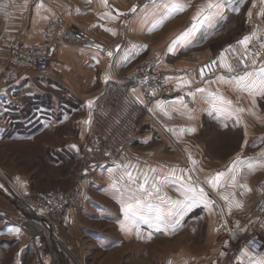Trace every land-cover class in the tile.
<instances>
[{
    "label": "crops",
    "instance_id": "0c3cea01",
    "mask_svg": "<svg viewBox=\"0 0 264 264\" xmlns=\"http://www.w3.org/2000/svg\"><path fill=\"white\" fill-rule=\"evenodd\" d=\"M176 2L107 0L105 4L102 0H91V3L88 0H0V75L6 68L9 47L13 42L39 44L51 20L61 18L65 24L58 34L55 59L47 71L24 73L12 85L0 81V142L15 137L9 138L5 134L4 117L9 115V110L3 108L5 101L12 98L20 104L21 96L33 95L30 89H37L43 100L39 101L41 111L36 115L44 117V130L53 131L60 126L63 132L72 122L76 128L75 136L64 134V149L77 151L88 137L94 136L103 139L107 147L116 149L117 153L112 164L104 160L92 164L94 176L83 182L80 194L68 208L53 216L56 224L67 228L81 224L78 225L80 228L94 235L84 226L85 219L93 220L90 215L93 210L91 212L97 219L107 216L108 221L115 220L114 223L120 227L122 224L129 227L125 224L122 207L129 189L159 205L161 202L156 193L149 197L143 190H138V185L147 175L149 182L145 188L151 189L153 177L162 179L168 175L170 170L165 172V165H168L177 169L178 175L182 173L185 180L191 176L192 185L197 190L203 188L205 193L204 201L192 204L170 221L173 228L187 212H202L207 250L192 256V264H254V259L264 258V250L258 256L248 249L249 256L241 257L240 254L246 249L244 241L250 235L255 234L264 241V215L256 209L262 195L264 168L258 166L255 171H250L242 167L237 173H230L229 168L237 157L244 161H259L264 157V95L259 92L249 95L219 78L230 81L243 75L222 68L220 58L223 55L229 63L232 57L249 49L255 40L264 38V11L259 13V7L254 11L255 5L247 8L243 4L245 0L225 1L219 15L199 25L194 35L169 51L172 42L192 25L196 14L187 13L190 7L169 13L168 8L172 4H180ZM41 4L44 7H40ZM235 18L242 22L246 20L250 27L240 29L233 23ZM70 29L89 35L102 45L103 51L70 45L66 39ZM245 36L251 37L246 49L239 43ZM214 45H219V48ZM148 58L157 60L158 72L168 79L172 89L170 97L148 101L143 96L134 76L139 65ZM261 64L264 63L254 71ZM106 76L109 78L107 82ZM184 80L189 83L184 84ZM197 89L205 91L198 92ZM209 93L232 101L230 108L233 114L207 103L212 99ZM181 97L186 107L175 103ZM71 100L76 101L77 107L72 106ZM53 101H59L58 105H53ZM89 101L93 102L91 107L88 106ZM173 107L177 110L174 111ZM236 109L244 111L235 112ZM58 111L61 118L54 120L53 115ZM26 135L30 139L35 136L31 126L18 136L26 138ZM153 148L157 150L153 151ZM150 163H155V167ZM139 164V170H135ZM125 165L136 178V184L128 181L127 177L120 180ZM219 172L225 173V178L214 189L207 180ZM233 174L236 175L235 185L227 181V177ZM114 182L120 191L112 187ZM91 183L94 194L97 192L102 199L99 198L97 203L88 202ZM166 187L168 192L182 196L177 190L179 183H169ZM20 189L18 181L3 171L0 173V202L3 199L10 201L11 195L20 193ZM160 194L167 196L165 186L160 188ZM223 196H228L232 202L231 211ZM87 203H92L93 209ZM237 203L242 207H236ZM109 204L117 205L114 210L116 219L108 216L112 209ZM138 227L140 231L144 230L146 238H149L150 229L159 235L168 228L162 225L161 230L156 231L143 221H138ZM124 232L121 238L125 242L134 239L132 232L135 229L131 233ZM89 241L96 245L103 243ZM70 242L76 245V242ZM249 257L254 259L250 261Z\"/></svg>",
    "mask_w": 264,
    "mask_h": 264
},
{
    "label": "rangeland",
    "instance_id": "374dc122",
    "mask_svg": "<svg viewBox=\"0 0 264 264\" xmlns=\"http://www.w3.org/2000/svg\"><path fill=\"white\" fill-rule=\"evenodd\" d=\"M134 1L150 3L156 0ZM168 1L173 3L177 1L176 3L187 8L190 7V11L187 13H196L200 5L207 3V0ZM225 1L231 0H222V3ZM243 4L247 8H252L255 5L254 11H258L259 7V13L264 11V3L261 0H245ZM237 20L238 22H236ZM245 21L242 22L240 18H235L233 23H236L240 29L241 27L247 29V26L250 27V25ZM214 46L219 48V45ZM147 60L157 62L154 58H148L145 61ZM10 91L13 93L12 88ZM30 92L34 94L28 95L26 98L21 96L20 104L9 98L3 106L9 110V115L4 117L6 137L14 135L15 137L0 142V168L12 180L20 183L21 191L13 193L10 201L3 199L0 202V264H169V262L171 264H192V256H198L207 250H205L206 245L204 244L205 226L201 220L202 212L198 210L187 212L186 216L178 224L175 223L173 228L169 223L168 228H164L162 234L157 235V232L150 229L148 237L151 238L144 237V230L140 231L139 238L136 232H132L134 239L130 242H125L124 238H121L125 232L119 224L114 223L115 220L108 221L109 217L107 219V216L100 217L101 220L97 219L91 212L93 210L90 211L93 220L85 219L86 225L84 226L85 230L94 232V235L86 233L82 227L80 228L78 225L81 224H75L71 228L62 227L56 224L54 218L52 233H48V235L42 233L41 229L31 222L32 214L23 210L20 197L33 196L42 191L70 189L76 191L77 197L83 182L90 181L94 176L95 169L92 164L102 160L112 164L117 153L116 149L107 147L100 155H94L88 142L91 139L105 142L94 136L88 137L81 149L77 151L71 148L64 149V134L69 136L77 134L73 122L63 132L60 126L54 128L53 131H45L42 121L44 117L36 115L41 111L40 92L34 88L30 89ZM71 101L72 106L77 107L76 101H74L76 104L73 100ZM58 102L53 101V105H58ZM56 113L58 114H54L53 119L60 120V111ZM29 126L35 136L31 139L29 135H26V138H19L18 135L23 134ZM152 150L157 149L153 148ZM148 157H151L150 154ZM150 164L155 167V163ZM139 166L140 164L135 167V170ZM165 167V172L168 169L171 170L170 166L165 165ZM180 174L182 175V173ZM92 186L91 183V190H88L90 195L87 197L90 199L88 202L97 203L100 196L96 194L97 192L94 194ZM165 193L166 197L171 200H184L183 196L178 197L172 191L168 192L166 186ZM103 201L108 204L105 199ZM88 204L89 208L93 209V207L91 208L92 203ZM116 207L117 205L113 206L112 204L111 211L108 209L110 218L112 216L116 219L114 216ZM83 220L82 225L84 224ZM17 229L19 232L16 231ZM56 238L59 241L55 240ZM91 239L103 243L96 245L89 241ZM70 241L76 242V245Z\"/></svg>",
    "mask_w": 264,
    "mask_h": 264
},
{
    "label": "built area",
    "instance_id": "2783aa9c",
    "mask_svg": "<svg viewBox=\"0 0 264 264\" xmlns=\"http://www.w3.org/2000/svg\"><path fill=\"white\" fill-rule=\"evenodd\" d=\"M64 26L65 24L61 18H55L44 29L41 43L24 45L18 41L13 42L9 47L7 65L0 75V81L6 85H10L18 81L24 73L31 71L42 73L47 71L55 59L59 46L58 34ZM66 39L73 46L84 47L91 51H103L102 45L78 29H70ZM262 45H264V38L257 39L250 45L247 51L232 57L229 62L234 68L232 72L234 74H244L245 71H254L260 63H264V47ZM241 59L244 60L243 64L240 63ZM253 60H255V65H253ZM157 69L158 64L156 61L147 60L139 65L134 76V79L140 85L143 96L148 101L172 95L168 79L164 75H161ZM88 145L96 156L100 155L107 148L106 143L98 139H91ZM261 188L262 195L256 209L258 213L264 215V180L261 181ZM20 199L23 210L33 216L31 222L37 225L42 233L48 235V233H52L54 226L53 216L68 208L75 201L76 191L73 189L66 191H42L35 193L33 196H21ZM55 240L59 241L57 238ZM244 247L254 256H258L264 250V241L255 234L250 235L244 241ZM227 264L238 263L229 262Z\"/></svg>",
    "mask_w": 264,
    "mask_h": 264
},
{
    "label": "snow or ice",
    "instance_id": "6c2138e0",
    "mask_svg": "<svg viewBox=\"0 0 264 264\" xmlns=\"http://www.w3.org/2000/svg\"><path fill=\"white\" fill-rule=\"evenodd\" d=\"M88 2L91 3V0H88ZM102 2L106 4L107 0H102ZM261 2L264 3V0H261ZM40 7H44L43 4H41ZM184 7L185 6L182 4H173L168 8V12L182 11ZM222 8V0H207L206 4L200 5L198 11L193 17L194 22L192 25L172 42V46L169 48V51H172L176 44L194 35L199 25H202L205 21H210L216 15H219ZM133 11H135V9H133ZM249 15H251V13H249ZM250 40V36H245L241 41H239V43L244 45L246 49ZM262 47H264V45H262ZM109 55H111V53H109ZM240 63L243 64L244 60L241 59ZM253 65H255V60H253ZM220 66L225 68L228 72L234 71V68L231 66V64L226 62V58L223 55L220 58ZM108 79L109 78L106 76L105 82H107ZM180 79L183 80V78ZM219 79L221 82L233 84L239 91H247L249 95H254L257 92H259L260 95H264V64H261L257 71H245L243 75L233 77L230 81H225L224 77H220ZM188 83V81L184 80V84ZM196 91L204 92L205 89H197ZM189 94L193 96L195 95V93ZM209 95L212 97V99L206 102L209 103L213 108H216L220 111H228L230 115L233 114L232 109L230 108L232 101L227 100L218 94L209 93ZM92 103V101H89L88 106L91 107ZM175 103H179L181 106L186 107V105H184L183 97L179 98V100ZM158 107L162 108V105H158ZM173 110L176 111L177 109L173 107ZM242 111L244 110H235V112ZM164 115L168 116V113L164 112ZM85 123H90V121H86ZM188 131H192V129H189ZM192 163L195 165L196 161L193 160ZM258 166L264 168V157H262L259 161H244L237 157V160L233 162V166L229 168V172L237 173L242 167H246L250 171H255ZM128 168V165L124 166L125 170L120 176V180H123L125 177H127L128 181L136 184V178L133 177L132 173L127 170ZM150 171L155 172L156 169H151ZM179 171L182 172L183 170ZM177 172L178 170L173 168L169 171L168 175L162 179H156L153 177L151 189L145 188V185L149 182L147 175L144 176V182L138 185V190H143L149 197H151L153 193H156V198H158L161 202L159 205L153 204L144 196L137 195L136 192L132 191V189H129L126 198L122 201L125 224L129 225V227H125V225L122 224L121 228L123 231L131 233V231L135 229L136 235L139 238L140 230L138 227V221H143L144 223L153 227L156 231H160L162 225L168 226L171 218L181 215L182 211L191 207L192 204L198 201H204L205 193L203 188L197 190V188L191 183V176L185 180V177L183 175H178ZM224 178L225 173L219 172L216 175L208 178L207 183L215 189L221 185V183L224 181ZM227 181L232 185H235L236 175L233 174L228 176ZM169 183H179L177 190L184 197V200H171L170 198L160 194V188L167 186ZM112 187L117 191H120L116 182L112 184ZM241 187L246 186L241 185ZM222 199H224L226 202H229V211H231L232 202L229 201L228 196H223ZM164 205H167V207H164ZM236 207H242V205L237 203ZM16 231L19 232V229ZM149 238L151 237L149 236ZM240 255L241 257H245L249 256V253L247 249H244L241 251ZM249 259L251 261L254 258L249 257ZM169 264H171V262H169ZM254 264H264V258L254 259Z\"/></svg>",
    "mask_w": 264,
    "mask_h": 264
},
{
    "label": "bare ground",
    "instance_id": "6f19581e",
    "mask_svg": "<svg viewBox=\"0 0 264 264\" xmlns=\"http://www.w3.org/2000/svg\"><path fill=\"white\" fill-rule=\"evenodd\" d=\"M0 173L2 174V170H1V168H0ZM16 191H17V189L15 188V187H13Z\"/></svg>",
    "mask_w": 264,
    "mask_h": 264
}]
</instances>
